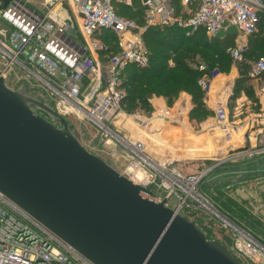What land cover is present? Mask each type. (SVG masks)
Returning a JSON list of instances; mask_svg holds the SVG:
<instances>
[{
  "label": "built area",
  "instance_id": "obj_1",
  "mask_svg": "<svg viewBox=\"0 0 264 264\" xmlns=\"http://www.w3.org/2000/svg\"><path fill=\"white\" fill-rule=\"evenodd\" d=\"M138 3L142 25L117 14L116 5L128 8L129 0H40L38 5L27 0H0V76L9 89L26 92L66 121L86 122L95 129L102 139V153L111 159L119 156L125 160V168L119 173L153 194L142 195L143 198L165 201V206L177 214L193 217L204 234L206 229L199 217L212 214L223 230H229L235 253L249 260L264 259L258 243L203 196L201 186L214 167L185 174L179 170L177 159L157 160L150 154L145 140L151 136L150 122H174L178 114L167 108L155 111L149 118H141L140 112L128 115L123 111L120 88L128 67L147 65L150 54L142 34L152 27L173 28L186 36L200 32L209 40L233 33L235 45L227 48L226 54L234 65L245 63V41L259 32L264 0ZM67 10L70 15L62 18L61 13ZM104 33L114 39L116 52L105 44ZM168 64L173 68L172 62ZM203 70L199 66L198 71ZM248 78L257 86L254 100L238 97L234 112L236 118L245 116L238 124L241 121L245 126L249 154L262 157L264 55L249 64ZM197 85L207 97L206 105L213 106L216 124L228 133L226 101L219 99L210 104L206 77H201ZM225 94L229 95L228 90ZM0 264L90 263L0 194Z\"/></svg>",
  "mask_w": 264,
  "mask_h": 264
},
{
  "label": "water",
  "instance_id": "obj_2",
  "mask_svg": "<svg viewBox=\"0 0 264 264\" xmlns=\"http://www.w3.org/2000/svg\"><path fill=\"white\" fill-rule=\"evenodd\" d=\"M33 109L59 124L55 127ZM0 194L90 264H241L0 76Z\"/></svg>",
  "mask_w": 264,
  "mask_h": 264
},
{
  "label": "rangeland",
  "instance_id": "obj_3",
  "mask_svg": "<svg viewBox=\"0 0 264 264\" xmlns=\"http://www.w3.org/2000/svg\"><path fill=\"white\" fill-rule=\"evenodd\" d=\"M129 1L131 6L129 7L130 9H128V14L130 15L128 17H132L134 15V18L137 16L135 19H140L138 14V0ZM145 32L146 30L144 33ZM195 38L192 39V42H199V44L201 43L202 45L207 46L211 50L217 52L218 58L221 60V64L218 66L219 70H209L207 68V61L197 58V63H194L191 68H197L196 70H198L199 66L204 68L203 72H201L203 73L201 77L204 76L208 80V96L215 94V100L220 99L223 102L226 101L228 110V125H225V127L233 129V134H235V136L238 137L240 135L238 138L239 140L237 139L234 141V144H232L233 146H229L224 152V144H222V148H214L213 150L210 149L211 152L209 151L207 148L208 145L215 146L217 143H225L227 140H222L221 138H224L225 136L227 137L228 134L227 132H223L222 127L216 124L212 110L209 109L208 105H206L207 97L204 92V95L202 96V109L204 110L205 114L191 116V99L187 95L188 98H186V102L183 100L184 103L182 104V108L181 105L179 106L180 109L178 107L174 108L175 103L170 108L171 111L178 114V118L174 120V122H150L151 125L148 132H151V136L148 135L149 138L145 137V140L147 139L146 141L151 152L150 154L155 159H177L179 162V170L185 174L201 173L203 170L214 167V169H212L208 174L209 177H207V179H205L203 182V186L206 184V188L204 187L202 189L203 196L209 205L213 206L226 219L233 222L243 229L247 234H249L258 243L261 251L264 252V164L261 167L256 166L255 164L253 165L254 168L252 167L251 170L240 171L236 173V175L235 172L231 170L226 171L228 169L227 164H244L246 162L252 163L254 162L253 160H256L254 159L256 157L249 154L247 135H245L244 132L245 126L241 122L243 120L242 118L245 116L242 118H236V114L234 112V102L237 99L235 97H247L245 92H249L250 90L251 97L248 96L249 98H247L249 100H253L252 98H254V93L257 90L255 83L250 81L248 78L249 64L252 62L249 60L252 59H246L245 64L242 66L234 65L232 61L229 60L225 51L227 48L235 45L236 37L233 34L227 37H219L217 40H205L201 36L196 39ZM262 41H264V33L256 37V39L246 40L245 43L249 47H254L255 45H262ZM263 50L264 49L261 50L259 55H262ZM255 55L256 54L251 56L254 57ZM100 59L103 60L102 57H100ZM227 87L229 88V95H227V100H225L224 97L219 95L218 91ZM38 96L40 97V95ZM233 98H235V100ZM33 111L35 112L37 110L33 109ZM37 112L36 113L38 115L44 117L52 125L59 127L58 123L48 119L41 111ZM154 113L155 111L149 113L142 111L140 112L139 116L141 118H149ZM239 120H241L240 124H238ZM67 123L71 131L75 133L77 139L87 151L102 159L109 166L118 169L119 172L125 168L126 162L121 157L117 156L114 159H111L102 153L103 144L99 133L86 122L83 124H77L74 120L69 119L67 120ZM235 123L236 126L233 127V124ZM170 129H175L174 131L176 132H173V134H168L167 131H170ZM235 136L230 139L235 140ZM195 139H198L201 143L196 149V144H190L193 142H191V140ZM178 156L183 157L180 159ZM259 158L264 159V156ZM220 162L223 163L219 165ZM216 170H219V172L223 170V174L225 173L224 177L226 179L224 180V177H220L223 179L222 183H220L221 185L218 187H214L213 185L212 187L208 183L210 182L209 179H211V174ZM219 193H221L223 196V200L221 201L226 202V200L229 199L232 201L234 200L237 205L240 206L239 208H241V211L243 210L245 212L246 216L232 218L230 213L221 209L214 201L215 197L218 196ZM185 217H188L192 221L196 220L188 215H185ZM199 219H201L200 223L205 226L206 237L209 240H213L222 244V246L225 247L241 264H264L263 257H254L249 260L248 258L239 256L237 253H235L232 250V245L229 239V230L222 229V224L218 218L212 214H202Z\"/></svg>",
  "mask_w": 264,
  "mask_h": 264
},
{
  "label": "trees",
  "instance_id": "obj_4",
  "mask_svg": "<svg viewBox=\"0 0 264 264\" xmlns=\"http://www.w3.org/2000/svg\"><path fill=\"white\" fill-rule=\"evenodd\" d=\"M116 9V12L120 17L135 20L139 25H142L140 7L138 8L140 19H135L137 16L134 18V15L132 17H128L130 16L128 14V9H130L129 7L126 8L116 5ZM263 33L264 17L258 34L250 39H256V37L262 35ZM232 34L230 33L229 35ZM197 36H201L205 40L208 39L200 32L192 36H186L182 31L173 28L152 27L146 29V32L142 35V41L150 54L147 65L141 68L130 66L124 71L121 78L120 88L123 91L122 107L125 113L134 114L135 112L142 111L145 113L152 112L150 100L153 97L163 98L166 101L167 107L171 108L178 100L179 96L185 94L191 99V116L205 114L202 109V96L204 93L197 85V81L203 73L198 72L196 69H192L191 66H193L194 63H197V58H200L207 61V68L209 70L218 69V66L221 64V60L218 58L217 52L202 45L201 43L199 44V42H192L193 38H198ZM102 38H104V42L110 51H117L116 46H114V39L112 36L108 33H104ZM262 49H264V41H262V45L260 46H248V52L245 56L246 59H252L249 61H255L261 58L264 55V50L262 55H259ZM254 54L256 55L252 57ZM229 60L231 61L230 58ZM169 62H172L173 68L169 67ZM243 64L239 66H242ZM245 94H247V97H251L250 90L249 92H245ZM235 98L233 99L235 100ZM252 99L254 100V98ZM254 159H256L253 160L255 163L246 162L244 164H227L228 169L226 171L231 170L235 172L236 175V173L240 171L251 170L252 167L254 168L253 165L255 164L260 167L264 164L263 158L256 157ZM224 176L225 173L223 174V170L221 172L216 170L211 174V179H209L210 182L208 184L212 187L213 185L214 187H218L221 185L220 183H222V180L226 179ZM220 177L224 178L221 179ZM204 187L206 188V184L204 186L202 184L201 189ZM222 197V194L219 193L218 196L215 197L214 201L221 209L230 213L232 218L246 216L245 212L243 210L241 211V208H239L240 206L237 205L234 200L232 201L229 199L226 200V202H223L221 201L223 200ZM185 218L193 222L188 217Z\"/></svg>",
  "mask_w": 264,
  "mask_h": 264
},
{
  "label": "crops",
  "instance_id": "obj_5",
  "mask_svg": "<svg viewBox=\"0 0 264 264\" xmlns=\"http://www.w3.org/2000/svg\"><path fill=\"white\" fill-rule=\"evenodd\" d=\"M27 2L29 3V4H31V5H38V3H40V0H27ZM68 11V10H67ZM69 16L70 15V13H69V11L66 13V12H62L61 13V17L62 18H66V16ZM235 37H236V35L235 34H233ZM228 90V94H229V88L227 87V88H223V89H220L219 91H218V93H219V95H221V97H225V96H227L226 94H225V92ZM256 93V92H255ZM254 93V94H255ZM213 95V94H212ZM210 96L209 95V100H210V104L212 105V103H214V101H215V94L213 95V96ZM246 97V96H245ZM181 98V99H180ZM186 98H188V96L187 95H185V94H182V95H180L179 96V99H178V101H176L175 102V105H174V108H176V106H179L180 104H182V103H184L183 102V100L186 102ZM247 98V97H246ZM248 99V98H247ZM150 104H151V107H152V112L153 111H159V110H165V109H167V104H166V101L163 99V98H161V97H159V98H157V97H153L151 100H150ZM209 107V109H211L213 106H208ZM191 109V108H190ZM212 110V109H211ZM165 132H166V130H165ZM149 147V146H148ZM150 151V150H149ZM116 171H118V169H116V168H114ZM119 172V171H118Z\"/></svg>",
  "mask_w": 264,
  "mask_h": 264
},
{
  "label": "bare ground",
  "instance_id": "obj_6",
  "mask_svg": "<svg viewBox=\"0 0 264 264\" xmlns=\"http://www.w3.org/2000/svg\"><path fill=\"white\" fill-rule=\"evenodd\" d=\"M175 129H170V131L168 130L167 132H168V134H173V132H176V131H174ZM227 131H228V136L226 137H224V138H221L222 140H227L225 143L224 142H221V143H217V144H215V146L214 145H208V149H209V151H210V149L211 150H213L214 148H217V149H219V148H222V144H224V150H223V152L225 151V150H227L228 149V147L229 146H231L232 144H234V141H236L239 137H240V135L237 137V136H235V134H233L234 133V131H233V129H229V128H227ZM237 132H239V131H237ZM235 136V140L234 139H230V138H232V137H234ZM182 140V139H181ZM186 140H190V139H186ZM239 140V139H238ZM180 141V140H179ZM193 141V142H192ZM186 142V141H185ZM191 142L192 143H190V144H196L195 146V149L196 148H198L197 146H199L201 143H200V141L198 140V139H195V140H191ZM204 146H206V145H204ZM233 146V145H232ZM211 147V148H210ZM206 148V149H207ZM199 150V149H198ZM200 151V150H199ZM211 152V151H210ZM208 153V152H207ZM181 155V154H180ZM180 159L183 157V156H178Z\"/></svg>",
  "mask_w": 264,
  "mask_h": 264
},
{
  "label": "flooded vegetation",
  "instance_id": "obj_7",
  "mask_svg": "<svg viewBox=\"0 0 264 264\" xmlns=\"http://www.w3.org/2000/svg\"><path fill=\"white\" fill-rule=\"evenodd\" d=\"M35 110H36V109H35ZM37 111H38V110H37ZM37 111H35V113H36ZM37 113H38V112H37ZM37 113H36V114H37ZM43 115H45V114H43ZM45 116H46V115H45ZM46 117H47V116H46ZM47 118H48V117H47ZM48 119H49V118H48Z\"/></svg>",
  "mask_w": 264,
  "mask_h": 264
}]
</instances>
